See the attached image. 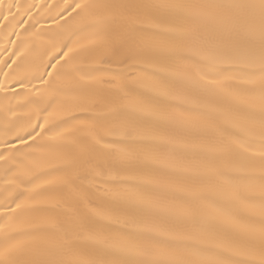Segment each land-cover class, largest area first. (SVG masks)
Listing matches in <instances>:
<instances>
[{"label": "snow or ice", "instance_id": "1", "mask_svg": "<svg viewBox=\"0 0 264 264\" xmlns=\"http://www.w3.org/2000/svg\"><path fill=\"white\" fill-rule=\"evenodd\" d=\"M0 264H264V0H0Z\"/></svg>", "mask_w": 264, "mask_h": 264}]
</instances>
